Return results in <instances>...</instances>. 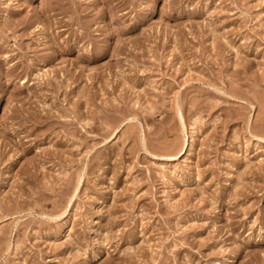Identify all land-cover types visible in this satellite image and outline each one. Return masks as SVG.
Listing matches in <instances>:
<instances>
[{"label": "rangeland", "instance_id": "374dc122", "mask_svg": "<svg viewBox=\"0 0 264 264\" xmlns=\"http://www.w3.org/2000/svg\"><path fill=\"white\" fill-rule=\"evenodd\" d=\"M0 264H264V0H0Z\"/></svg>", "mask_w": 264, "mask_h": 264}, {"label": "bare ground", "instance_id": "6f19581e", "mask_svg": "<svg viewBox=\"0 0 264 264\" xmlns=\"http://www.w3.org/2000/svg\"><path fill=\"white\" fill-rule=\"evenodd\" d=\"M183 148H184V147H183ZM187 151H188V148L186 149V151L184 152V154L187 153ZM161 158H162V157H161ZM170 158H174V157L172 156V157H169V159H170Z\"/></svg>", "mask_w": 264, "mask_h": 264}]
</instances>
